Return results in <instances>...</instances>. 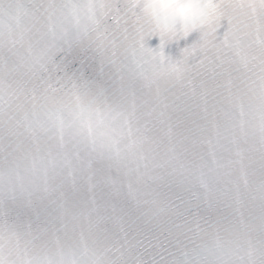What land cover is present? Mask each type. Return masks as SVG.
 Masks as SVG:
<instances>
[{
    "label": "snow or ice",
    "instance_id": "1",
    "mask_svg": "<svg viewBox=\"0 0 264 264\" xmlns=\"http://www.w3.org/2000/svg\"><path fill=\"white\" fill-rule=\"evenodd\" d=\"M253 2L172 58L134 0H0V264H264Z\"/></svg>",
    "mask_w": 264,
    "mask_h": 264
},
{
    "label": "clouds",
    "instance_id": "2",
    "mask_svg": "<svg viewBox=\"0 0 264 264\" xmlns=\"http://www.w3.org/2000/svg\"><path fill=\"white\" fill-rule=\"evenodd\" d=\"M138 15L150 23L161 38L188 36L208 22L209 0H134ZM248 12L256 11L249 0ZM239 13V8L233 9Z\"/></svg>",
    "mask_w": 264,
    "mask_h": 264
}]
</instances>
